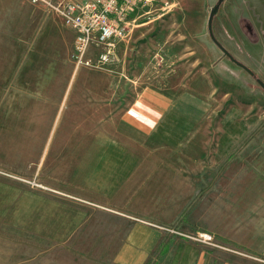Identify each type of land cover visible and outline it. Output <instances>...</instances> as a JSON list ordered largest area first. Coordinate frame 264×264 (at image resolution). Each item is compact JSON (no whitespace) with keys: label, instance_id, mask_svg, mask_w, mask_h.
Returning a JSON list of instances; mask_svg holds the SVG:
<instances>
[{"label":"rangeland","instance_id":"374dc122","mask_svg":"<svg viewBox=\"0 0 264 264\" xmlns=\"http://www.w3.org/2000/svg\"><path fill=\"white\" fill-rule=\"evenodd\" d=\"M254 2L156 0L138 10L119 61L96 69L73 63L74 46L43 43L50 20L69 28L53 11L0 0V264H264V249L251 251L264 248V88L245 69L253 72L250 46L227 43L243 68L224 54L216 61L208 40L212 31L222 44L224 24L249 35ZM60 73L67 82L51 83ZM164 95L173 116L143 151L196 156L192 193L147 187L123 204L121 195L59 182L62 161L106 160L111 149L96 139L118 138L125 110ZM83 166L77 176L88 179ZM100 169L98 181L113 176ZM138 239L151 244L146 259Z\"/></svg>","mask_w":264,"mask_h":264},{"label":"crops","instance_id":"0c3cea01","mask_svg":"<svg viewBox=\"0 0 264 264\" xmlns=\"http://www.w3.org/2000/svg\"><path fill=\"white\" fill-rule=\"evenodd\" d=\"M253 1H255L253 7L256 15H251V32L249 35L236 28L232 30V27H227L223 23L225 22L223 20L222 23L224 27L221 30L222 32L219 38L222 44L216 42L212 38V31H209L210 35L208 40L213 43L214 48L210 50L216 55L215 60L220 63L222 61V54L228 57L224 51L232 49L227 45L228 42L233 41L234 45H236L235 49H237L238 45L243 49L250 46L251 69L264 83V0H261L260 3L257 2L258 0ZM136 12L137 13L131 14L128 18L127 24L129 28L133 22L135 23L137 21L136 18L140 16V12L138 10ZM145 14L149 15L148 12ZM144 18L145 16H142L140 19ZM151 22L152 21L139 24L138 26H146ZM48 26H50L48 29L49 33L43 39V43L58 45L60 48L68 47L71 50L74 46L76 37L74 31L64 27L60 22L58 24L56 20H50ZM247 36H253V41ZM170 43H173L172 39ZM231 43L232 42H230V44ZM119 46L120 44L118 45V61ZM94 50L95 49L92 51V48L89 50V57L96 60L92 55ZM57 64L60 65L61 62L52 61L51 65L56 66ZM63 81L65 83L67 82V76L66 74L60 73L53 75L51 83H60ZM166 97L168 96H150L146 101L136 102L129 109L125 110L115 123V132L118 138L105 140L96 139L99 145L107 146L111 149V155L106 160H100L98 157H95V159L91 158V162H86L83 159L81 160L80 157L75 156L76 164L73 167L67 166L65 163L63 164L62 161L61 172L65 173L73 169L75 174L73 177V175L64 176V173H61L59 182H62V184H72L74 186L83 184V187L96 189L97 193L100 192L114 196L121 195L123 198L122 201H120V199L117 200L123 202V204H126V193H128L129 196H139L144 193L143 189L147 187L152 188L149 193L159 195L172 194L175 191L173 189L178 187L192 189L190 191V193H192L196 187V183L189 175L196 171L195 162L198 159L196 156L147 154L143 151L144 144H147L153 136L155 138L160 129L165 125V122L167 123L173 116V114L170 113V104H166ZM174 111L175 108H173V113ZM81 143V139L75 140L77 146L81 147ZM74 153L76 154L77 152L74 151ZM85 163H90V167L86 169V171H90V177L88 179L82 178L81 175L77 176L78 173L84 171L85 168L83 165ZM98 167L102 168L100 169L101 174L107 173L109 175L113 174V176L108 177L106 181H98V178L93 176L94 172L97 174ZM94 168L96 171H94ZM127 189L128 191H126ZM94 192L95 191H93V193ZM64 193L70 194V192ZM259 217L260 221L263 222L264 213H260ZM160 225L161 224L158 223L157 225L155 224V226ZM261 225H263V223ZM140 234L141 230H139V236ZM262 234H264V232H262L261 235ZM137 241L145 248L140 251L138 258L146 259L147 256L145 257V255L151 244L145 239H138ZM251 249L252 252H258L264 248L254 245L251 246ZM134 264H136V262H134ZM223 264L234 263L224 262Z\"/></svg>","mask_w":264,"mask_h":264},{"label":"built area","instance_id":"2783aa9c","mask_svg":"<svg viewBox=\"0 0 264 264\" xmlns=\"http://www.w3.org/2000/svg\"><path fill=\"white\" fill-rule=\"evenodd\" d=\"M46 6L74 31L76 37L72 61L77 67L102 69L118 62V45L130 37L128 18L140 8L156 0H31ZM92 47L101 53L96 60L89 57ZM206 242L209 237L201 234Z\"/></svg>","mask_w":264,"mask_h":264},{"label":"water","instance_id":"95a60500","mask_svg":"<svg viewBox=\"0 0 264 264\" xmlns=\"http://www.w3.org/2000/svg\"><path fill=\"white\" fill-rule=\"evenodd\" d=\"M217 11V8L212 12V15H211V18H210V21H209V24H210V29L212 28V21H213V16L214 14L216 13ZM225 54L229 55V53L227 51H224ZM235 64L245 68L241 63H236V60H232ZM246 69V68H245ZM249 73H250V70L246 69ZM259 84H261V86L264 88V83L262 81H259Z\"/></svg>","mask_w":264,"mask_h":264},{"label":"trees","instance_id":"16d2710c","mask_svg":"<svg viewBox=\"0 0 264 264\" xmlns=\"http://www.w3.org/2000/svg\"><path fill=\"white\" fill-rule=\"evenodd\" d=\"M212 38L215 40V38H214V36H213V34H212ZM216 41V40H215ZM229 57H230V59L231 60H236L234 57H232L230 54L228 55ZM236 63H241V62H239L238 60H236ZM247 69V68H246ZM251 73V75L254 77V78H256L257 79V75L255 74V73H253V72H250ZM169 247H168V245H165L164 247H163V249L161 250L162 251V254L163 253H166V252H168L169 251Z\"/></svg>","mask_w":264,"mask_h":264}]
</instances>
